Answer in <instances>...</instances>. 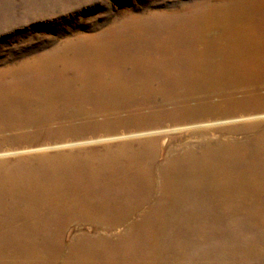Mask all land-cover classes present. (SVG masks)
Here are the masks:
<instances>
[{
    "label": "bare ground",
    "instance_id": "bare-ground-1",
    "mask_svg": "<svg viewBox=\"0 0 264 264\" xmlns=\"http://www.w3.org/2000/svg\"><path fill=\"white\" fill-rule=\"evenodd\" d=\"M213 2L176 24L116 26L0 72V159L52 158L0 176V264L261 255L229 226L255 227L264 244V132L163 147L170 133L264 122V0ZM131 141L133 152L93 155ZM75 151L84 156L68 158Z\"/></svg>",
    "mask_w": 264,
    "mask_h": 264
},
{
    "label": "rangeland",
    "instance_id": "rangeland-1",
    "mask_svg": "<svg viewBox=\"0 0 264 264\" xmlns=\"http://www.w3.org/2000/svg\"><path fill=\"white\" fill-rule=\"evenodd\" d=\"M203 1L205 0H0V72L42 58L67 43L99 38L116 26L119 29L131 23H138L142 24L143 28H151L154 23L165 24V26L176 24L185 13L196 10V7ZM12 80L8 77V84ZM213 128H220V126ZM252 131L264 132V122L262 125L249 124L245 127L238 126L229 131H214L213 133L211 131L201 134L185 131L170 133L167 135L168 142L163 147L168 149L169 145L173 146L180 141L190 139L192 134L193 138L212 134L214 137L231 136V138H236L237 143H243L245 141L242 139L243 136ZM161 137L157 136L156 140L149 141L150 145H154L155 150H158V146L162 144L158 141ZM192 142L195 140L192 139ZM106 144H111L108 150L102 146L93 145L97 146V153L89 152L93 155L120 154L121 152H133L138 145L132 141L124 146H117V142L104 145ZM10 150L13 149L3 151ZM187 151L185 147H181L173 154ZM58 152L60 151H48V154ZM71 154L68 158L84 156L83 153L77 151ZM40 156L39 154L38 156L25 154L0 159V176H6L9 173L8 170L15 167L23 168L37 161L52 160L46 157L38 158ZM229 227L232 236L239 235L245 245H259L264 249V244L259 242L255 227L243 224ZM261 238L264 240V236ZM235 264H264V250L259 257H256V260L246 262L239 259L235 261Z\"/></svg>",
    "mask_w": 264,
    "mask_h": 264
}]
</instances>
